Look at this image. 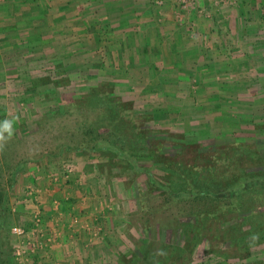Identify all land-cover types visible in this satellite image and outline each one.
I'll use <instances>...</instances> for the list:
<instances>
[{
	"label": "rangeland",
	"instance_id": "rangeland-1",
	"mask_svg": "<svg viewBox=\"0 0 264 264\" xmlns=\"http://www.w3.org/2000/svg\"><path fill=\"white\" fill-rule=\"evenodd\" d=\"M223 6L259 16L264 60V0H0V121L13 122L0 140V264H58L63 249L84 264H264V190L216 221L206 200L165 193L217 146L239 149L214 176L264 172V68L252 54L231 61L230 79L223 62L184 67L157 22ZM112 96L125 105L99 115ZM108 128L126 158L78 149Z\"/></svg>",
	"mask_w": 264,
	"mask_h": 264
},
{
	"label": "crops",
	"instance_id": "crops-1",
	"mask_svg": "<svg viewBox=\"0 0 264 264\" xmlns=\"http://www.w3.org/2000/svg\"><path fill=\"white\" fill-rule=\"evenodd\" d=\"M209 1V0H208ZM207 0H197V8L202 9ZM211 14L205 15L200 13H187L183 19L177 14H171L168 17L157 16V22L162 23L159 27H163L167 23L169 32L167 35V52L170 54H181L183 57H178L180 61H183L184 67L186 62L191 59L198 61H216V66L223 62V71L226 78L230 79L227 70L233 67L231 61H243L244 55L252 54V58L256 63V68L262 69L258 61H264L256 59L253 42L260 43L259 39L262 38L261 34L250 27L253 22H259L260 18L257 15L248 16L241 13L240 9H229L228 6H223L221 9L215 11L211 10ZM205 15V16H204ZM210 16V17H209ZM248 17H253L251 21ZM1 23V21H0ZM182 37L183 46H180L178 40ZM262 40V39H261ZM257 52V50H255ZM214 52L217 55H212ZM198 55V56H197ZM228 55H231L230 57ZM175 57V56H174ZM240 67V66H238ZM245 66H242L244 68ZM227 69V70H226ZM261 77H264V72L260 73ZM225 78V77H224ZM217 80H220L218 77ZM68 237V236H67ZM66 234L63 238H67ZM73 237V236H72ZM70 237V238H72ZM56 261L58 264H81L83 260L77 256H66L65 249L57 251ZM84 264V263H83Z\"/></svg>",
	"mask_w": 264,
	"mask_h": 264
},
{
	"label": "trees",
	"instance_id": "trees-1",
	"mask_svg": "<svg viewBox=\"0 0 264 264\" xmlns=\"http://www.w3.org/2000/svg\"><path fill=\"white\" fill-rule=\"evenodd\" d=\"M108 96V95H105ZM95 100L99 98L98 96H90L88 97V102L90 104V101L92 98ZM116 97H104L102 98V110L100 111L99 115L103 116H110V108L114 107L116 108L115 103L119 105H125L124 101L120 99L118 102L116 101ZM74 107V106H73ZM113 108V109H114ZM117 109V108H116ZM115 113V111H114ZM87 115H84L83 117L86 119V116H89L90 113H86ZM116 115V114H115ZM89 121V120H88ZM107 120H105L106 123ZM108 123V121H107ZM99 125H102L99 123ZM106 127V126H103ZM93 130V127L89 129V133H91ZM91 131V132H90ZM111 131V132H110ZM120 132V130H119ZM123 135V132H121V136ZM99 137H103L101 139H93L91 138V141L93 142L91 147L88 148V146L83 143L80 144V147L78 149L80 150H88V151H96V152H108L111 154H114L119 157H127L125 156L119 148L116 147L117 140L116 134L113 132L111 128H108L107 133L102 132L98 133ZM115 138V139H114ZM122 139V137H119ZM142 143H144L142 140H140L139 144L141 147ZM144 149V148H142ZM224 149V150H223ZM221 151L219 147L211 149V153H219L212 155L211 153L205 155L202 154V161L205 162L204 166H200L197 164V162H193L192 165H185L181 166L180 170L181 173H184L183 175H179L180 179L183 180V188L175 192L173 190H166V196L173 200V198L177 199H184L186 201L192 200L194 198H201L203 200H206V204L214 205L213 213L208 211V218H211V220H215L219 217L218 215L224 216V214H240L243 212V205H242V196L247 191H260L264 190V172H261V169L257 170L258 172L255 173V171H248L247 175L236 177V176H229L227 178H221L222 175L214 176V172H216L218 165L224 164L223 162H226L227 159L230 161V156H234V153L236 152L239 147L237 146V143H233L225 148H223ZM219 151V152H218ZM219 155V156H218ZM205 156H210L209 159L205 158ZM131 163V162H130ZM229 163V162H228ZM228 163H225L227 165ZM132 166L138 167L137 162L131 163ZM200 166L201 170L195 174H193V169H198ZM135 168V170H136ZM131 172H133L131 170ZM130 173V171H129ZM194 177H192L191 175ZM15 172L12 174L11 180L14 181L15 178ZM151 177V176H150ZM200 178L202 181H200ZM164 188V187H162ZM173 191V192H172ZM169 201V202H171ZM4 202V201H3ZM255 219H257V215L254 214ZM154 218V216H153ZM249 219L252 222V217H241L238 220H243L242 222L249 223ZM254 219V220H255ZM237 220V221H238ZM240 222V221H238ZM254 223V222H253ZM1 226V224H0ZM261 234L264 233V224L255 222L254 225ZM150 228L151 226H147V228ZM120 260V259H119ZM121 263V260L119 261V264ZM164 264V260H162V263Z\"/></svg>",
	"mask_w": 264,
	"mask_h": 264
},
{
	"label": "clouds",
	"instance_id": "clouds-1",
	"mask_svg": "<svg viewBox=\"0 0 264 264\" xmlns=\"http://www.w3.org/2000/svg\"><path fill=\"white\" fill-rule=\"evenodd\" d=\"M3 133H7L8 137H11V135L13 134V122L12 121L8 119H4L0 121V140L5 139Z\"/></svg>",
	"mask_w": 264,
	"mask_h": 264
},
{
	"label": "built area",
	"instance_id": "built-area-1",
	"mask_svg": "<svg viewBox=\"0 0 264 264\" xmlns=\"http://www.w3.org/2000/svg\"><path fill=\"white\" fill-rule=\"evenodd\" d=\"M13 234L17 237H22L24 235V231L20 228H14Z\"/></svg>",
	"mask_w": 264,
	"mask_h": 264
}]
</instances>
